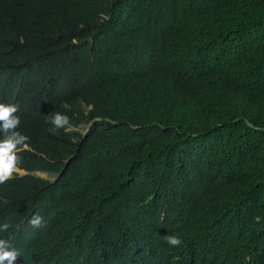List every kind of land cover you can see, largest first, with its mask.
Returning a JSON list of instances; mask_svg holds the SVG:
<instances>
[{
    "label": "trees",
    "instance_id": "trees-1",
    "mask_svg": "<svg viewBox=\"0 0 264 264\" xmlns=\"http://www.w3.org/2000/svg\"><path fill=\"white\" fill-rule=\"evenodd\" d=\"M63 1L68 3H59V10L73 9L71 14L62 21L46 16L31 31L38 43H47L43 54L61 60H49L51 73L33 65L32 74L36 82L63 74L73 95L85 91L84 66L77 67L75 87L66 56L106 55L104 29L126 5L116 1L99 9L98 0ZM100 10L107 19L99 20ZM169 15L171 26L159 29L176 63L195 61L185 74L191 88L170 90V99L145 110L143 116L171 126L167 135L115 143L125 131L112 129L96 141L100 163L73 161L76 176L62 182L61 220L49 233L70 240L59 264H82L78 258L124 264L120 260L137 239L133 219L125 217L169 197L193 200L205 214L189 227L191 254L182 257L188 264H264V0H186ZM37 90L44 86L32 84L28 95ZM19 166L33 168L32 156L20 153ZM21 183L24 176L0 189Z\"/></svg>",
    "mask_w": 264,
    "mask_h": 264
},
{
    "label": "clouds",
    "instance_id": "clouds-1",
    "mask_svg": "<svg viewBox=\"0 0 264 264\" xmlns=\"http://www.w3.org/2000/svg\"><path fill=\"white\" fill-rule=\"evenodd\" d=\"M116 1L126 6L116 8L104 29L107 54L66 56L73 86L79 83V64L85 76V91L69 95L61 73L42 82L33 80V65L51 73L49 60L58 64L61 57L43 54L47 43H38L31 35L44 17L62 21V16L71 14L73 9L63 13L58 7L68 2L0 0V185L25 177L19 189H0V264L65 261L70 240L49 233L61 220L62 182L76 176L73 161L80 157L100 163L96 141L112 129L125 131L114 136L115 143L135 144L167 135L171 126L143 116L145 110L170 99V90L191 88L185 74L195 61L176 63L159 29L163 23L171 26L169 13L186 0H98L97 7ZM85 16L91 19L87 7ZM98 17L108 18L102 10ZM56 49L61 53V47ZM32 84L44 90L29 96ZM56 141L61 144L48 146ZM20 153L32 156L33 168L19 166ZM204 215L193 200L156 199L125 217L133 219L131 232L137 239L130 255L120 261L188 264L182 257L191 254L189 227ZM77 261L89 264L87 259Z\"/></svg>",
    "mask_w": 264,
    "mask_h": 264
},
{
    "label": "rangeland",
    "instance_id": "rangeland-1",
    "mask_svg": "<svg viewBox=\"0 0 264 264\" xmlns=\"http://www.w3.org/2000/svg\"><path fill=\"white\" fill-rule=\"evenodd\" d=\"M162 110V109H161Z\"/></svg>",
    "mask_w": 264,
    "mask_h": 264
}]
</instances>
